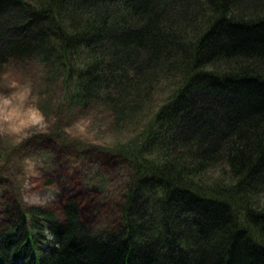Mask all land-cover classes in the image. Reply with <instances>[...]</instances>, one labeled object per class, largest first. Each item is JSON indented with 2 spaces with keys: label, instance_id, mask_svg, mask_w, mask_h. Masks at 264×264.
<instances>
[{
  "label": "trees",
  "instance_id": "1",
  "mask_svg": "<svg viewBox=\"0 0 264 264\" xmlns=\"http://www.w3.org/2000/svg\"><path fill=\"white\" fill-rule=\"evenodd\" d=\"M36 63L127 137L119 219L19 207L0 264H264V0H0V68Z\"/></svg>",
  "mask_w": 264,
  "mask_h": 264
},
{
  "label": "rangeland",
  "instance_id": "2",
  "mask_svg": "<svg viewBox=\"0 0 264 264\" xmlns=\"http://www.w3.org/2000/svg\"><path fill=\"white\" fill-rule=\"evenodd\" d=\"M8 67L17 78L32 80L41 111L50 122L54 118V123L46 135L33 134L20 145L10 137L0 136V227L9 216L16 215L19 207L59 211L71 198L81 206V217L91 229L114 226L120 216L119 204L128 173L123 164L109 157L127 133L122 134L102 106L65 105L62 87L50 82L38 64ZM5 90L0 81V92ZM85 118L91 120L88 135L76 136L72 126ZM66 129H72V134ZM30 166L42 173V179L36 188L27 189L26 172ZM36 192L42 194L40 199L35 198Z\"/></svg>",
  "mask_w": 264,
  "mask_h": 264
},
{
  "label": "clouds",
  "instance_id": "3",
  "mask_svg": "<svg viewBox=\"0 0 264 264\" xmlns=\"http://www.w3.org/2000/svg\"><path fill=\"white\" fill-rule=\"evenodd\" d=\"M0 81L5 91L0 92V136L10 137L16 145L22 144L33 134L46 135L54 118L49 120L39 107V95L34 91L31 79H19L13 69L5 66L0 71ZM90 119H82L74 124L76 136H87ZM35 130V131H33ZM72 134V129H66ZM75 138V136H74ZM42 179V173L30 166L26 172L25 188H36ZM36 199L42 194L34 193Z\"/></svg>",
  "mask_w": 264,
  "mask_h": 264
}]
</instances>
